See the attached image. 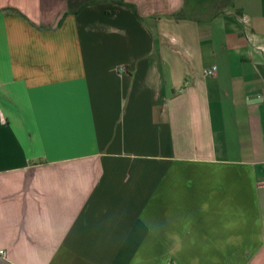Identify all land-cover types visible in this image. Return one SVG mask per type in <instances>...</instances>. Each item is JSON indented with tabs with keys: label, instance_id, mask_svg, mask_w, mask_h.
I'll return each mask as SVG.
<instances>
[{
	"label": "crops",
	"instance_id": "0c3cea01",
	"mask_svg": "<svg viewBox=\"0 0 264 264\" xmlns=\"http://www.w3.org/2000/svg\"><path fill=\"white\" fill-rule=\"evenodd\" d=\"M262 91L264 0H0V264H264Z\"/></svg>",
	"mask_w": 264,
	"mask_h": 264
},
{
	"label": "built area",
	"instance_id": "2783aa9c",
	"mask_svg": "<svg viewBox=\"0 0 264 264\" xmlns=\"http://www.w3.org/2000/svg\"><path fill=\"white\" fill-rule=\"evenodd\" d=\"M121 70H123V67L117 68V71H121ZM215 70H216L215 66H210V67L204 68L202 73L204 76H211L214 74ZM254 98L264 103V91L255 94Z\"/></svg>",
	"mask_w": 264,
	"mask_h": 264
}]
</instances>
